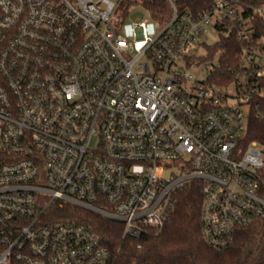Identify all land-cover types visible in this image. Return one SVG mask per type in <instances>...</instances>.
I'll return each mask as SVG.
<instances>
[{
	"label": "built area",
	"instance_id": "2783aa9c",
	"mask_svg": "<svg viewBox=\"0 0 264 264\" xmlns=\"http://www.w3.org/2000/svg\"><path fill=\"white\" fill-rule=\"evenodd\" d=\"M168 1V22L133 20L128 39L113 0H0V264H115L92 229L49 221L61 204L139 240L196 186L217 250L264 216V148L244 141L264 50L237 1L200 13ZM228 39L240 51L224 68L213 48Z\"/></svg>",
	"mask_w": 264,
	"mask_h": 264
},
{
	"label": "trees",
	"instance_id": "16d2710c",
	"mask_svg": "<svg viewBox=\"0 0 264 264\" xmlns=\"http://www.w3.org/2000/svg\"><path fill=\"white\" fill-rule=\"evenodd\" d=\"M179 11L200 13L216 0H173ZM244 9V17L252 31L253 44L264 50V0H235ZM141 5L150 18L165 24L172 15L168 0H128L119 7ZM214 50L224 52V68L236 64L240 44L228 39ZM245 144L256 141L264 148V99L256 113L250 116ZM264 183V170L262 171ZM264 194V185L262 188ZM201 193L192 186L179 192L170 221L160 231H149L141 239L123 234V225L101 215L61 204L49 214V221L65 219L81 223L96 232L107 246L115 264H264V216L235 230L233 244L225 250L213 249L201 236Z\"/></svg>",
	"mask_w": 264,
	"mask_h": 264
},
{
	"label": "rangeland",
	"instance_id": "374dc122",
	"mask_svg": "<svg viewBox=\"0 0 264 264\" xmlns=\"http://www.w3.org/2000/svg\"><path fill=\"white\" fill-rule=\"evenodd\" d=\"M117 8L112 16V24L116 27V31L118 34L125 36L128 39L133 38L132 32V21L133 20H141L145 17H148L147 11L139 4L131 6L126 9L124 7H119L122 1L128 0H113ZM131 14V15H130ZM148 27V34L154 37L158 33V27L152 21H149L147 24ZM208 45L213 46L216 42L215 36H210L207 40Z\"/></svg>",
	"mask_w": 264,
	"mask_h": 264
}]
</instances>
